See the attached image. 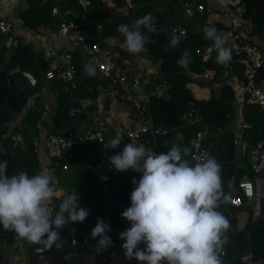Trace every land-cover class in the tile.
Returning <instances> with one entry per match:
<instances>
[{"label":"trees","instance_id":"16d2710c","mask_svg":"<svg viewBox=\"0 0 264 264\" xmlns=\"http://www.w3.org/2000/svg\"><path fill=\"white\" fill-rule=\"evenodd\" d=\"M89 1V6L84 12L78 0H26L27 8L20 11L18 15L21 19L35 21L36 26L42 25L55 30L58 29L62 18L73 20L77 30H94L99 25V31H94L93 35L94 39L102 43H106L103 41L105 37H114L123 44V36L117 32V26L131 24L134 20L142 18L146 11L151 12L154 18L153 22L157 24L170 20L173 23L188 25L186 23L188 17L182 5L188 0H129L132 2V6L128 8L126 16L113 15L102 0ZM125 1L111 0L115 7L124 6ZM203 1L208 5L209 1ZM244 2L246 6L245 16L250 19L253 28L251 33L264 37V0H244ZM56 6L59 8V13L63 12L65 16L60 17L59 13L56 15L52 13V9ZM205 17L206 15L202 14L196 18L202 26L200 31H188L174 50L169 46L170 32L154 33L146 28L142 29L149 42L146 43L145 51L141 54L152 62L159 61L160 79L155 80L154 84H166L165 92L160 95L150 94V104L148 107L145 106L147 117H150L152 124L164 125L163 130L153 137L154 147L159 153L168 151L172 147L173 131L184 130L183 114L192 107L200 110L203 116L202 124L185 126L188 133L186 132L187 134L184 135V139L178 144V147L181 150L185 146L190 149V136L196 130L206 128L204 144H211L207 154L214 157L221 165L222 196L226 194L229 197L240 196L242 200V204L239 206L230 203L217 206V210L230 221V227L226 233L227 243L219 250L221 264H242L241 259L246 255L251 256L249 264H264V173H255L247 163L244 167L235 169L232 162V154L234 153L232 133L225 127L232 120L234 91L222 77V64L216 61V54H211L205 61L201 59L200 53L203 47L209 43V39L205 38L202 25ZM6 39L7 34L0 35V54L5 51L3 43ZM111 48L117 53V65L121 70L124 69L123 60L127 58V52L119 45L111 46ZM185 48L190 52V62L187 66L182 67L177 64V59ZM26 49L32 52L27 45L24 46L20 43L14 45L6 64L0 68V130L2 132H7L10 127L9 123L23 111L24 103L30 92L28 86H31L22 74L24 71L34 72L32 55ZM77 52V50H71L75 64L76 87L69 89L67 93H61L57 101V112L60 116L57 124L59 127L65 126L66 130L63 133L65 135L73 133L69 130L71 126H66L71 124L70 121L73 118L72 115H69V110L79 104L76 98L96 97L98 93L93 88H89L96 80L94 75L86 74L85 65L77 56ZM205 73H208V78L202 79L200 76ZM261 74L264 77V65L261 68ZM126 78L130 83L132 73H127ZM188 82L208 86L211 91L210 97L208 99L194 97L192 91L187 87ZM81 84H83V88ZM41 116L42 109H29L21 116L19 124L13 127L11 136H22V144L14 145L11 136L2 140L0 161L7 160L8 175L26 171L31 176L41 172L34 145L39 136L38 122ZM242 119L251 126L243 130V136L249 146L254 147L259 142L264 144V110L258 105H245ZM49 133L59 132L53 129ZM123 144L124 140L118 148H113L112 155L122 151ZM77 148H80L82 152L84 150L82 147ZM77 148H72L74 156L69 160L67 170H70L73 165L80 166L78 176L89 179L93 172L86 164L90 160L87 156L79 154L80 152L76 154ZM100 152L96 149L93 151L92 161L94 164L100 163ZM185 158L193 164L195 163L191 157V151ZM140 175L131 169L121 171L119 175L109 173L104 176L107 177V180L104 179L106 191H103L100 183L98 187L91 184L89 188L94 186V189L98 188V192L93 197H89L88 189L85 193L88 197L79 199V205L88 209L90 215L82 223L70 222L64 226L61 232L62 246L60 248H56L54 245L49 249L41 245L43 252L37 254L33 252L35 245L33 243L26 250L31 264H68L67 255L74 249V245L71 243L72 237L81 245H96L99 237L92 239L91 230L96 225L97 218H102L110 224L111 231L108 235L112 238L113 243L107 250L100 253L95 252L93 255L80 251L75 264H135L136 259L126 260L124 249L121 247L123 241L119 238V233L130 227V223L121 216V213L130 206V197L134 188L132 180L133 178L139 180ZM232 177H234L236 187L243 178L253 182L255 186L253 199L258 198L261 216H254L255 201L248 204L246 197L239 190L230 192ZM92 178L97 181L96 174ZM72 192L75 190L71 187L64 189L63 193L57 197L56 210L65 193ZM107 201L108 208L106 207ZM243 211L246 212V219L243 226L238 228L239 214ZM15 238L17 237L13 231L5 230L0 225V239L12 241ZM140 247L143 248L144 245L141 244ZM115 258H118L119 261L114 262Z\"/></svg>","mask_w":264,"mask_h":264},{"label":"clouds","instance_id":"9594fccd","mask_svg":"<svg viewBox=\"0 0 264 264\" xmlns=\"http://www.w3.org/2000/svg\"><path fill=\"white\" fill-rule=\"evenodd\" d=\"M153 19L145 15L131 24L117 26L123 36L122 46L128 52L145 51L149 41L142 29L151 31ZM204 35L213 41L216 61H230L227 38L214 27H205ZM180 43V36L173 30L170 48L174 50ZM189 62L190 52L185 48L177 64L183 67ZM84 71L95 75L91 64H85ZM121 143L122 135L117 133L105 147L118 148ZM189 153L188 147L181 150L173 145L168 151L155 154L143 144L130 142L109 157L116 171L131 169L141 174L139 180L133 178L131 204L121 213L130 223L119 233L126 260L136 259L141 264H221L219 250L227 243L230 227V221L217 210L222 196L221 165L207 153L193 164L185 158ZM7 166V160L0 161V225L13 231L17 238L49 249L54 245L60 248L64 226L69 222L82 223L90 215L88 209L79 205V194L65 193L53 213L49 204L56 194L55 174L41 171L30 176L21 171L8 175ZM228 199L224 196L225 202ZM110 231V224L97 218L91 230L92 239L99 237L96 252L112 245Z\"/></svg>","mask_w":264,"mask_h":264},{"label":"built area","instance_id":"2783aa9c","mask_svg":"<svg viewBox=\"0 0 264 264\" xmlns=\"http://www.w3.org/2000/svg\"><path fill=\"white\" fill-rule=\"evenodd\" d=\"M208 5L203 0L192 4L191 1L183 2V8L188 17V26L178 25L170 21L155 23L152 21L151 32L158 33L168 31L171 34L173 30L180 36L185 37L188 31L199 32L201 27L196 18L205 14L203 24L208 23V27H214L219 33L227 38V47L231 49V59L225 64H222V77L232 86L234 91L233 102V117L229 124V129L232 133V142L234 145L233 162L237 168L244 167L247 163L255 173H264V144L257 143L256 146H249L247 140L243 136V130L251 126L242 119V112L245 105H258L264 110V77L261 74L263 67V50L264 46L260 43L258 35L251 33L250 19L245 16L246 6L244 0H207ZM79 5L84 11L89 6V0H78ZM213 5V6H212ZM58 8L54 7L52 13H57ZM196 13L198 14L196 17ZM149 15L151 12L146 11L142 17ZM218 17V20H215ZM213 25V26H211ZM74 21L61 20L57 29V33L64 37L67 41H75L87 55L88 63L93 65L96 70L105 76L111 74L117 69L120 71L119 80H126V74L130 68L125 67L120 69L117 65L116 54L112 51L108 44L102 43L94 39V36H85L81 32L75 31ZM12 23L7 18L0 16V35L7 34V43L13 41ZM100 26L96 27L98 32ZM251 35H256L255 40ZM264 38V37H263ZM211 54H216L217 51L213 46V41L209 39V43L203 47L201 51V59L207 60ZM75 64L72 53L69 48L62 50H51L49 53V65L45 72V77L50 80H57L65 84L68 89L76 87L75 82ZM132 80L131 87L141 89L143 80L139 71H131ZM31 85H35L36 78L28 71L22 72ZM202 79L208 78V73L200 76ZM79 111L78 107H72L69 110L70 115H74ZM203 117L198 108L192 107L186 114L188 125L202 121ZM264 127V124H263ZM13 125L9 127L7 132L0 130V144L4 138L11 136ZM162 127L152 123H141L131 126L125 132L124 143L134 142L143 144L148 150L155 154L159 152L154 147L153 137L160 133ZM207 130L198 129L189 138V147L192 159L197 162L207 153L211 145L204 144V138ZM18 136H11L12 140H16ZM89 140H96L102 144V159L112 156L113 148L105 147L107 140L104 134L99 130H89L82 135H74L69 133H49L44 141L45 161L40 163L41 171L47 165L50 168L67 169L69 160L73 158V145L75 143H85ZM1 153V145H0ZM106 172L118 175L121 171H116L111 165L110 160L106 166ZM238 190L246 197L252 199L254 197L255 186L253 182L247 178H243L237 184ZM229 203L234 206L242 204L240 196L230 197ZM57 197L49 204V209L56 211ZM70 223V222H69ZM68 223V224H69ZM71 243L75 245L76 239L72 237ZM34 253L43 252V248L39 244L33 247Z\"/></svg>","mask_w":264,"mask_h":264},{"label":"crops","instance_id":"0c3cea01","mask_svg":"<svg viewBox=\"0 0 264 264\" xmlns=\"http://www.w3.org/2000/svg\"><path fill=\"white\" fill-rule=\"evenodd\" d=\"M102 1L105 2L109 11L112 12L113 15H116L114 14L113 11L114 9L116 10L118 8L123 9L124 11L126 10L125 13H127L128 8L132 6V2H129V0H126L125 5L122 7H115L114 3H112L111 0H102ZM188 1H191L192 4H196L198 0H188ZM56 7L58 8V6ZM26 8H27L26 0H0V16L7 18L8 20L11 21L12 23L11 30L13 35V41L11 43H7L6 40L3 43V46L5 47L4 49L5 51L0 54V61H1L0 68L4 67V65L6 64L8 58L11 55L12 48L14 47V45L16 46L18 43H20L23 44L24 46L26 45L29 46L32 52L28 51L27 49L26 50L32 55L33 58L32 69L34 71L30 73L35 74L33 75L37 79V81L35 85H31L29 83L31 87L28 86L30 92L28 93V97L26 99V102L24 103L25 104L24 109L18 116H16V118L13 121L9 123V125L10 127L11 125H13L14 127L15 125L19 124V121L21 120V116L29 109H37V110L42 109V116L38 122L39 136L34 143L38 160L40 161V163H42L43 161H45V159L43 158L44 141L46 136L49 134V132L55 129L59 133H65L64 132V130H66L65 126L59 127V125L57 124L60 119V116L58 115L57 112V101L61 93H67V91L69 90L65 84L60 83L57 80L47 79L45 77V72L48 69V65H49V53L51 50L54 49L62 50L65 48H69L72 51L74 50L78 51L77 56L81 59L84 65L89 63L85 52L81 49V47L78 44H75L74 41H67L64 37L60 36V34H58L57 30L55 29H50L49 27H43L42 25L36 26L35 21L21 19L18 13L20 11H24ZM66 12L69 13V11ZM58 13H59V8H58V12L55 13V15ZM126 15L124 14V12L121 14V16H126ZM197 15L198 14L196 13V17H198ZM59 16L62 17L65 16V14H63V12H60ZM62 20H66V19L62 18ZM215 20H218V17H216ZM165 21H170V20H165ZM186 23H188V20ZM178 25H183V24H178ZM183 26H188V25H183ZM208 26L209 25L206 22V24L203 25V29H205V27ZM75 31L81 32L85 36H94L93 34L94 31H96V28L94 30L93 29L77 30L75 28ZM251 38L256 40L258 36L251 35ZM257 40H259L260 43L264 46L263 37H259ZM103 41H105L106 44H108L110 47L114 45H119L121 48L125 50V52H127L128 56L123 60V63L125 64V67L130 68V71L128 73H131V71L133 70L139 71L141 73V78L143 80V87L141 89L131 87L129 80L127 78L124 81H120L119 80L120 71L118 69L114 71L111 76H105L95 69L94 77L96 82H94L92 86H89V88H93L98 93L96 97L88 96V97L79 98L77 96L78 98L76 99L79 104L76 107L79 108V111L76 112L74 115H72L73 118L70 121L71 124H68L66 127L71 126L69 130H71V132H73V134L77 136L82 135L89 130H99L104 134L106 139L115 137L117 133H120L122 135V140H125V132L131 126L141 123H152L150 117H147V111L145 106L148 107L150 104L149 101L150 94L160 95L165 92L166 84L164 83L157 85L154 84L155 80L160 79L159 70H158L159 61L152 62L148 58L144 57L141 53L134 54L128 52L122 46V43H120L114 37H105ZM0 48H1V42H0ZM115 54L117 57V53ZM263 63H264V51H263ZM193 84L198 86V89H196L198 93H196L197 91L192 88ZM81 87L83 88V84H81ZM187 87L192 91L194 97L196 98L208 99L211 95V91L208 86H202L196 82H188ZM215 92L217 93V90H215ZM146 103L149 104L146 105ZM188 111H186L182 116L185 126H188V124H186L187 123L186 114ZM196 124H202V121L196 122L192 125H196ZM229 124L230 122L226 125L225 127L226 130L227 127L229 129ZM161 125L163 124H160V126ZM185 126H183L184 130L177 129L176 131L175 130L173 131L174 135H173L172 146L173 145L178 146V144L184 139V135L188 133L187 132L188 129H186ZM161 127L163 130L164 125ZM13 142L14 145L17 143L22 144L23 143L22 136L18 135L17 139L13 140ZM123 145L125 146V143ZM73 147L75 148L82 147L84 149L82 152L80 148H77L76 154L80 152L79 154H83L84 156L88 157L90 162L86 164V166L90 168L91 171L94 173V174L92 173V176L96 174L97 181H95L92 178V176L89 179H87V177H79L78 172L80 170L79 169L80 166L77 167L76 165H73V167H71L70 170H67L68 168L63 170L60 168H50L49 166L46 165L43 171H50L54 173L56 176L55 196L56 197L60 196L65 188L71 187L75 191H77L79 197L80 198L82 197V199H86L87 194L85 193L88 189H89L88 196L93 197L96 194V192H98V188L94 189V186L92 188L89 187L91 186V184L98 187L99 183L102 186L103 191H106L107 188L104 184L103 177L109 173L108 172L102 173V163H103L102 154H101L103 149L102 144H100L96 140H89L85 143H75ZM95 149L101 151L100 152L101 161L98 164H94L92 161L93 151ZM233 157L234 154H232V162H233ZM233 164L235 169H237L234 162ZM236 190H238V188H236ZM230 192H233L232 183H231ZM224 196L230 198L228 194L221 196V199L217 201V206L225 205L229 203L228 200L227 202H225ZM252 201L256 202V205L254 206V216H261L258 198L246 199V203L248 204H250ZM107 204L108 201L106 203V207L108 208ZM245 219H246V212L243 211L239 214L238 228H241L243 226ZM30 243L31 242L21 238H15L12 241L0 239V264H31V262L28 259V255L26 251L30 247ZM81 246L90 249L91 255H93L96 252L95 251L96 245H88V246L81 245ZM77 255L78 254H76L75 263L77 260ZM113 261L118 262L119 259L115 258V260ZM241 261L242 264H249L251 261V256L246 255L241 259ZM135 264H141V262L136 260Z\"/></svg>","mask_w":264,"mask_h":264},{"label":"water","instance_id":"95a60500","mask_svg":"<svg viewBox=\"0 0 264 264\" xmlns=\"http://www.w3.org/2000/svg\"><path fill=\"white\" fill-rule=\"evenodd\" d=\"M75 44H77V43L75 42ZM148 104L149 103H146V105H148ZM161 126H163V125H161ZM108 162H109V157H106L102 163V173H106V166H107ZM231 181H232V191H234V190H236V184H235L234 177H232ZM32 244L33 243H30V246ZM80 251H85L88 253L91 252L90 249L81 246L79 243H76L74 245V249L67 255L68 264H75L76 254H78Z\"/></svg>","mask_w":264,"mask_h":264},{"label":"rangeland","instance_id":"374dc122","mask_svg":"<svg viewBox=\"0 0 264 264\" xmlns=\"http://www.w3.org/2000/svg\"><path fill=\"white\" fill-rule=\"evenodd\" d=\"M126 9V8H125ZM114 11V14H116L117 16H121V14L124 12V14L126 15L127 13H125L126 12V10L124 11L123 9H114L113 10ZM251 31H253V28H252V25H251ZM264 51V50H263ZM192 88L194 89V90H196V89H198V86H196L195 84H193L192 85ZM197 91V90H196ZM196 93H198V91L196 92ZM4 247V246H3Z\"/></svg>","mask_w":264,"mask_h":264}]
</instances>
